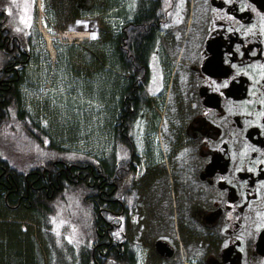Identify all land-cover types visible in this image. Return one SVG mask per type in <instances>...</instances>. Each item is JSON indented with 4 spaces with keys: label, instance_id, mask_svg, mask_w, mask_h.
<instances>
[{
    "label": "flooded vegetation",
    "instance_id": "flooded-vegetation-1",
    "mask_svg": "<svg viewBox=\"0 0 264 264\" xmlns=\"http://www.w3.org/2000/svg\"><path fill=\"white\" fill-rule=\"evenodd\" d=\"M107 1L5 0L4 10L0 0L1 94L15 80L23 95L34 67L47 65L43 52L55 49L56 40L47 46L44 34L54 38L65 24H100L96 39L86 42L95 45L85 51L91 57L79 55L85 65L99 62L113 32ZM114 8L115 36L126 23L142 25L148 44L145 62L133 66L130 126L122 118L115 124L123 142L110 140L105 88L100 129L108 145L98 169L57 159L27 165L15 154L5 159L2 112L0 264H42V244L52 257L58 228L42 217L51 210L33 209L26 199L49 200L62 178L97 189L82 196L87 206L79 211L92 217V231H84L69 264H264V0H115ZM99 63L104 82L111 70ZM142 185L156 204L150 212L141 206ZM170 196L167 207L160 204ZM165 211L166 218L159 214ZM146 214L151 222L143 225ZM69 227L59 230L70 237Z\"/></svg>",
    "mask_w": 264,
    "mask_h": 264
},
{
    "label": "rangeland",
    "instance_id": "rangeland-1",
    "mask_svg": "<svg viewBox=\"0 0 264 264\" xmlns=\"http://www.w3.org/2000/svg\"><path fill=\"white\" fill-rule=\"evenodd\" d=\"M114 3L115 0H108L106 3L107 18L109 17L106 24L107 28L112 30L116 24L112 19L115 11ZM1 6L4 9L5 0H1ZM77 22L78 21L65 24L63 30H68L70 26H73L74 29L72 30H89L91 34L90 39H96L100 27L99 23H88L86 21ZM82 27L86 29H81ZM91 32L96 33L95 38H93ZM85 40L82 39L81 41ZM81 41H76L75 39L71 42L65 40L61 42L56 41L54 50L48 47V52H43L45 53L44 58L47 63L46 67H34L35 70L32 72L31 76L32 84L23 85L22 87V93L25 98L24 106L36 117L38 124L41 125L42 128L45 127L47 129L52 139L58 145L64 148L82 151L91 156H99L103 153V150L107 148L108 136L100 129L101 91L96 77L97 67H92L90 65L93 62L94 64H98L99 67L100 63L92 59L88 65H85L83 62L84 59L79 60V55H81L84 47L86 51L88 48L95 46L91 44L92 42L85 44L80 43ZM84 56L88 57L86 53ZM41 57L43 56L40 55L37 61H39ZM72 68L74 70L78 69V76L72 72ZM88 72L90 74L89 76ZM65 77H67L66 81L64 80ZM7 158L11 161L14 160L11 159L10 155L7 156ZM17 164H15V166ZM153 185H155V183ZM157 191L158 194L161 193L159 187ZM139 192V195H141L143 199L141 206L143 209L146 208L148 212H150V206L152 204V206H156L151 192H149V189L147 190L144 185H142V189H140ZM156 197L158 196L154 195V199ZM172 199L173 197L171 196L167 197L165 200L161 198L160 204L167 207L166 203ZM159 214L165 218L168 217L167 211L159 212ZM73 217V222L70 224L71 227H69L70 237L66 234L65 230H59L65 229L68 222L66 221L64 224L58 223V231L56 233L57 242L55 243L56 249L52 257L48 258L46 248L43 244L41 245L42 264H59L58 261L61 262L60 264H69L71 256L73 257L74 255L73 253L79 250L81 246L80 242L84 240L85 236V219L83 220V215L79 210H75ZM150 217L151 214L143 215V225H148L151 222V220H149ZM21 219L23 221L26 220L25 217ZM66 238L67 244L64 242ZM77 241L79 242L78 244ZM144 241V245L149 246L150 240Z\"/></svg>",
    "mask_w": 264,
    "mask_h": 264
},
{
    "label": "trees",
    "instance_id": "trees-1",
    "mask_svg": "<svg viewBox=\"0 0 264 264\" xmlns=\"http://www.w3.org/2000/svg\"><path fill=\"white\" fill-rule=\"evenodd\" d=\"M145 30L146 27L142 25H131V23H126L123 32L115 36V31L113 29L110 39L108 40L105 54L102 58L100 57L101 59L99 58V62L101 61L113 72L112 74L110 71H107L105 76L106 80L103 82L98 75L99 71L97 69L96 77L98 81H96L100 85V91L103 92V88L106 89V99L112 106L110 117L113 129L110 134V140L115 144H117L119 140L123 142L120 132H118L119 126L116 132L115 124L120 123L122 118V124L127 125V127L130 126L129 111L135 94L132 85L133 66L136 62L144 63L147 57L146 49L148 44H146V39L143 35ZM83 51L85 52V48ZM85 53L87 56H90L89 52ZM99 67L102 66L99 65ZM11 74L12 76L10 79H15L17 75L14 73ZM64 80L66 81L67 77H65ZM18 83V81L10 80L8 85L5 86V92L2 94L0 92V115H2L0 117V128L4 125L2 118L4 116L3 113H5V138L1 141L4 152H10L11 159H16L14 156L15 154L27 165H29V161L57 159L58 161L71 163L73 165H90L94 169H98L99 156H91L82 151L61 147L52 139L47 129L45 127L42 128V126L38 124V120L32 116V112L24 106L25 98L18 90ZM1 132H4V129ZM5 159H7L6 156ZM17 167L20 170L23 164ZM10 169H13V167L7 170ZM94 175H96L95 172ZM59 182L60 185L58 189L49 200L44 196L38 198H33V196H31L26 200L31 201L33 209H37L36 207L44 205L45 210H51V214L49 215L43 213L42 217L45 223L58 225V223L64 224L67 221V225H70L73 222V213H75V210L87 206V204L81 201L83 194L85 192L95 193L97 189L95 186L87 189L82 183H68L66 179L63 178L60 179ZM93 182L96 184V181ZM16 184L19 188V192H23L21 181L17 180ZM6 185L5 182V186ZM7 200L8 204H13L16 198L9 196ZM82 218L83 220L85 219V230L90 234L92 225L89 220L92 217L86 219L87 217L84 215ZM53 244L55 245V243ZM111 256H113V254ZM83 257L86 259V255H83ZM58 263L60 264L61 262L58 261ZM85 263L86 261L82 264ZM105 264L115 263L109 261ZM126 264H128V262Z\"/></svg>",
    "mask_w": 264,
    "mask_h": 264
},
{
    "label": "bare ground",
    "instance_id": "bare-ground-1",
    "mask_svg": "<svg viewBox=\"0 0 264 264\" xmlns=\"http://www.w3.org/2000/svg\"><path fill=\"white\" fill-rule=\"evenodd\" d=\"M72 29H74L73 26H70V28L68 30H66L65 33H61V35L58 33V35L56 37H54V38L55 39H63L65 41H67V42H71L74 39L76 41H81L82 39L90 40L91 34H90L89 30L85 31V30H72ZM81 29H86V28L82 27ZM44 38H45V40H46L48 45L50 43H52V41H55L52 38H50V36L47 35V34H44ZM56 41H60L61 42L62 40H56Z\"/></svg>",
    "mask_w": 264,
    "mask_h": 264
},
{
    "label": "snow or ice",
    "instance_id": "snow-or-ice-1",
    "mask_svg": "<svg viewBox=\"0 0 264 264\" xmlns=\"http://www.w3.org/2000/svg\"><path fill=\"white\" fill-rule=\"evenodd\" d=\"M9 12H10V9H9ZM21 22H23V23H25V24H27L28 23V20L27 19H25V17L24 16H21ZM77 23H80V21H78ZM92 36H93V38H95V36H96V33H92ZM227 85V81H225L224 82V85H222V86H226Z\"/></svg>",
    "mask_w": 264,
    "mask_h": 264
}]
</instances>
